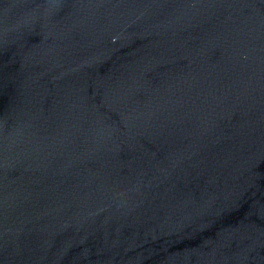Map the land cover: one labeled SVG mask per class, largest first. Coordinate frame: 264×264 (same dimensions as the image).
Segmentation results:
<instances>
[{
  "label": "water",
  "instance_id": "obj_1",
  "mask_svg": "<svg viewBox=\"0 0 264 264\" xmlns=\"http://www.w3.org/2000/svg\"><path fill=\"white\" fill-rule=\"evenodd\" d=\"M0 264H264V0H0Z\"/></svg>",
  "mask_w": 264,
  "mask_h": 264
}]
</instances>
